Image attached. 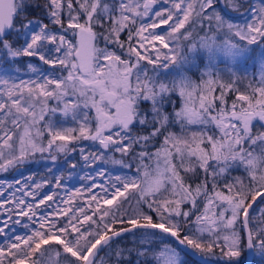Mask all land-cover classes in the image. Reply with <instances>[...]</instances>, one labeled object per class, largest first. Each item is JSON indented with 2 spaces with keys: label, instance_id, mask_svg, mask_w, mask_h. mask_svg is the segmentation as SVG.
Here are the masks:
<instances>
[{
  "label": "snow or ice",
  "instance_id": "1",
  "mask_svg": "<svg viewBox=\"0 0 264 264\" xmlns=\"http://www.w3.org/2000/svg\"><path fill=\"white\" fill-rule=\"evenodd\" d=\"M246 4L248 0H171L170 7L162 0H0V145L7 149H0V168L6 171L37 153L76 151L69 144L80 140L98 142L113 153L80 149L81 167L91 168L86 179L92 203L73 204L71 196L54 199L51 194L36 199L32 186L26 191L34 203L12 198L0 219V240L7 241L0 248V264H25L53 242L59 248L45 252L63 256L59 264H186L181 254L189 249L210 256L217 249L225 264H232L242 246L264 257V131H254L253 125L254 120L264 122V86L254 89L261 97L258 110L246 95L237 97L240 108L233 103L225 109L206 103L202 95L193 100L200 85L188 75L202 70L204 85L218 83V63L225 64L221 71L227 75L239 74L249 58L247 45L256 44L258 37L264 40V3L248 4L249 17L241 26V17L233 13ZM38 11L42 17L29 18ZM193 14L200 31L208 28L198 39L191 25L186 27ZM21 58H35L51 69L41 73L29 62L28 70L40 79L16 83L13 75H18ZM161 60L179 67L178 81L165 84L149 75L148 65ZM260 71L264 85V56ZM177 91L183 98L178 109L171 98ZM70 95L75 101L67 99ZM48 99L61 102L60 112L71 114L77 127L57 128L45 121ZM81 108H92L95 115L89 117ZM42 121L44 129L36 128ZM177 125L179 131H173ZM192 125L202 127L192 131ZM109 164L120 166L111 168L113 173L134 171L112 178L105 167ZM236 171L243 174L233 176ZM62 179L54 181L58 188ZM12 225L26 231L20 234ZM129 235L132 246L123 247L121 241Z\"/></svg>",
  "mask_w": 264,
  "mask_h": 264
},
{
  "label": "rangeland",
  "instance_id": "2",
  "mask_svg": "<svg viewBox=\"0 0 264 264\" xmlns=\"http://www.w3.org/2000/svg\"><path fill=\"white\" fill-rule=\"evenodd\" d=\"M162 2H164L166 4L167 7L171 6V0H162ZM193 2H195V0H193ZM248 4H252L253 0H248ZM264 3L263 0H255V4L256 6H259V4ZM157 8H159V4L156 6ZM219 8V6H218ZM251 11H255V8H252ZM234 16H240L241 19L239 21H237V23H239L241 26H243L244 21L248 19L249 17V8L247 7L246 10L243 11H239V12H234L233 13ZM195 19V16L193 14V16L190 17L189 22L186 24V27H188L189 25H191L192 30H193V35L195 36L196 39H198L199 37H203L207 32H208V28L205 26L204 31H200V25L197 24H193V20ZM206 24V22H205ZM167 27V26H164ZM157 31H159V29H157ZM181 31H184L183 29ZM212 40H215L214 37L211 38ZM237 40L239 39L238 37L236 38ZM257 40L260 43V46L262 48V46L264 45V40H261L259 37L257 38ZM219 41H216V44H219ZM246 44V42H244ZM158 44V42H157ZM100 47H103V43H101L99 45ZM250 45H247V47ZM149 50L151 51V48H149ZM166 51V50H165ZM253 59V58H252ZM21 60L23 61L20 64H17V69H18V75L14 74L13 75V79L16 81V83H20L21 80L23 81H29V80H39L40 77L37 76L34 73H31L28 68H27V64L29 62L33 63L34 65H36L39 69V71L41 73H47L50 71L51 66L49 65H43L42 62L35 60V58H32L31 60L29 58H21ZM3 63V58L2 56H0V64ZM110 63V62H108ZM158 65H162L165 66L163 61L161 60V62ZM259 69H260V63H257ZM5 67H7V65H4ZM170 66L172 72L174 73L173 76V80L177 78L176 81H178L180 79V75H179V67L177 65H168ZM225 68V64L223 63H219L218 67H217V74L218 77L221 78L222 80H228L229 82L233 83V84H237L238 87L236 88H243L244 86H247L250 77H251V72H250V63H245V61L241 64V70L239 72L238 75L235 76H229L227 75L225 72H222L221 69ZM195 72H198V76H201V78H204L203 80L207 79L206 76L204 75L202 70H194ZM67 73H63V75H66ZM202 80V82H203ZM197 84L200 85V83L202 84V82L199 83V80H194ZM202 87V85H200ZM208 86V85H207ZM0 90H2V86H0ZM202 91H203V87H202ZM201 89L199 88L197 90L196 93H194L193 95V100H196V98L200 95L205 97V102H212L214 104V102L208 98L207 99V93L202 92ZM177 95V104H176V108H180L182 103H183V98L179 97V93L178 91L176 92ZM241 95H245L243 93H241ZM67 99L69 100H73L75 101L76 97L75 96H69L67 97ZM222 101H219L218 104L216 106L219 107H223L221 105ZM215 105V104H214ZM255 105V104H253ZM194 107H198V103L193 105ZM63 107V104L61 102H58L55 99H48L47 100V108L45 109V117H47V119L45 121H51L55 124V126L57 128H69V127H77V122L73 121L71 119V114H69V116H64L61 112H60V108ZM48 108H55L57 109L56 112H48L47 109ZM257 110L259 109V106L256 105ZM40 109V104H37V112H39ZM172 108L169 110L171 111ZM80 111H86L89 115V117H93L95 115V110L92 108L89 109H80ZM2 115V114H0ZM253 123L255 124V129L258 130V128L261 126V124L258 122V120H254ZM40 124V123H39ZM36 125V128L39 129H44V123L42 125ZM9 127H11V125H8ZM92 128H95L96 123L93 120L92 122ZM199 126L197 125H192L190 126V130L194 131L197 130ZM36 129H33V132ZM18 132H20L22 134V130L21 129H17ZM173 131H179V126L177 125L176 128L173 129ZM105 135H107V132L105 133ZM48 134L45 131L44 133V137L43 140L46 143L48 140ZM13 139H15V137H13ZM69 148H76V151H67L64 153H57V152H52L51 154H39L37 153L34 156H29L24 163L15 166L16 169H19L17 171V174L15 176H9L7 177L6 174H3L5 170H3L2 168H0V219H3L6 215L5 213V209L11 206V200L12 198H15L16 200L24 198L27 200L28 203H34V200L32 197L27 196V191L26 189L29 188V186L31 187L32 191H37V197L36 199H39V197H42L44 195L47 194H51L54 196V199L56 197H59L61 199L71 196L72 200L77 201V196L79 195L80 198H85L87 201L85 202H81V203H92L91 201H89L87 199L89 192H88V185L91 183L90 180L86 179L87 176H89L91 174V168L90 167H81V165H83V160L81 158L80 155V149L84 148L86 151L89 152H100V151H104L106 155H113V153L111 152V150H102L98 144V142L95 141H90V140H80V141H76L73 142L71 144H69ZM0 149H3L4 151H7V149L4 148L3 145H0ZM56 156V160L55 162H53L51 160V156ZM115 158L116 159H120L121 154L120 153H114ZM75 163L76 164V168L75 169H71L69 167L70 163ZM99 163H103V162H99ZM29 167H27V166ZM23 167V169H22ZM24 167H26L24 169ZM106 169H108V175L112 178L115 177L116 174H120V175H131L132 171H134V169L132 171L125 169L124 172L122 173H113L112 171H110L111 168L113 167H120L118 165H106L105 166ZM61 177H63V179L61 180V186L58 188L56 186V183L54 182L57 179H60ZM33 181H35V183H40L42 185L41 189L36 190L34 188L33 185ZM25 182H27L25 184ZM107 182V181H105ZM9 185H11V187H9ZM20 189V191H16V189ZM8 200L9 203L5 204L4 201ZM51 203V202H49ZM78 203V204H81ZM93 207H95V204H92ZM103 207H109L107 205H104ZM46 210V206H40V211H45ZM227 216V218L229 217L228 213H225ZM226 218V219H227ZM26 220V218H25ZM12 228L14 231L20 233V234H24V232L26 231L25 229L21 228L19 225H12ZM237 229H239V227H237ZM7 244L6 240H0V248L5 247V245ZM242 248V247H241ZM245 250V248H244ZM241 251V250H240ZM245 254V252H244ZM183 256V254H181ZM218 256V255H217ZM214 259V258H212ZM218 259L220 260H224L225 258L220 255L218 256ZM241 255L238 258H233L232 264H238L239 261H241ZM218 261V260H217ZM27 263V262H25Z\"/></svg>",
  "mask_w": 264,
  "mask_h": 264
},
{
  "label": "trees",
  "instance_id": "3",
  "mask_svg": "<svg viewBox=\"0 0 264 264\" xmlns=\"http://www.w3.org/2000/svg\"><path fill=\"white\" fill-rule=\"evenodd\" d=\"M29 2L35 3L36 0H29ZM39 2L43 3V0H39ZM218 6L220 7L221 5L218 4L217 7ZM247 7H248V4H246L244 8H241L240 11L246 10ZM42 15H43V13L38 11L35 13V17L29 16V18L30 19L38 18V17H42ZM195 36H194V38H195ZM123 38L124 37L122 36L121 39H123ZM248 48L250 50L249 58L246 59L245 63H250L251 77H250V80H249L247 86H244L243 88H236V87H238L237 84H233V83L229 82L228 80H222L221 78H219L218 74H217V69H215L216 77L214 79L219 81V82L213 83V84L208 85V86L204 85V83L202 82V80L204 78H201V76H198L197 71L195 72L193 70L191 72H188V75L191 76L193 78V80H196V81L199 80V83L202 82V84L200 83V85H202L203 91H202V87L200 86L201 91L204 93H207V99L210 98L214 102L215 105H217L218 102L221 101V97H223V103L221 102V105L223 106V108L230 109V107L233 103H236L237 108H240L241 102L238 101L237 97L239 95H241V93L248 96L249 101H251V103L255 104V105H256V100L261 99V97L259 96L258 93H254V89H257L261 86H264L261 83L262 74H261V71L257 65V63H260L261 57L264 56V45L261 48L260 43L257 40L256 44H252V45L248 46ZM218 65H219V63H218ZM147 70H148L149 75L155 77L159 82L169 84L170 82L177 80V78L173 80L174 73L172 72L170 66H162V65L160 66L158 64L157 65H148ZM209 89H211V91ZM171 98H172V101L174 102V105L176 106V104H177L176 92L172 94ZM244 103L246 104L247 102H244ZM143 107L147 108V104L143 105ZM170 109H171V107H169L167 110L169 111ZM46 119H47V117H45V120ZM43 123L44 122L42 121V122H40L39 125H42ZM260 124H261V126L257 130V129H255V124L253 123L254 131H264V124H262V123H260ZM197 126H199V125H197ZM201 127L202 126H199L197 128V130L200 129ZM204 127H211V126H204ZM194 131H195V129H194ZM213 131L216 132L217 136H219V132L217 129H213ZM29 166H27V167H29ZM25 168L26 167H24V169ZM19 169H16V167H9L8 170L3 171L4 172L3 174H6L7 177L15 176ZM22 169H23V167H22ZM242 174H243L242 171H236V172L232 173L233 176L242 175ZM0 175H2V174H0ZM233 191H235V189ZM228 194L229 193H225V195H228ZM76 196H77V201L74 202V200H72L73 204H78V203L87 201L85 198H83V199L80 198L79 195H76ZM258 204H259V202H258ZM260 207L264 208V205H260ZM221 210H222L221 208L215 209V211H217V212H219ZM227 216L228 215L225 214V218H227ZM154 219H155V217H154ZM236 227H239L238 222L236 224ZM121 245L123 247H131L132 246L131 236L129 235V236L125 237V239L123 241H121ZM160 247H162V246H160ZM55 248H59V246L56 245L54 242L50 243L49 245L42 246V248L38 252L31 254V256L26 261L27 263H25V264H33V261H36V264H59V262H61L63 260V256L56 257L54 255V253H52V252H45V249H55ZM244 248H245V246H242V248H241V259L242 260L239 261L238 264H241L244 261V257H245ZM214 252H215L214 256H210L208 254H203V253H201V254L208 256L210 258H214L215 260H218L219 262H222L225 264L224 260L218 259V256L221 255L219 250L214 249ZM99 256L104 257L105 252L101 251L99 253ZM183 258L186 261V264H203V263L197 261L196 259H194L193 257H191L189 254H187V255L183 254ZM149 264H155V261L150 260ZM250 264H264V257L260 256L259 252L256 251L255 249H254L252 260H251Z\"/></svg>",
  "mask_w": 264,
  "mask_h": 264
},
{
  "label": "water",
  "instance_id": "4",
  "mask_svg": "<svg viewBox=\"0 0 264 264\" xmlns=\"http://www.w3.org/2000/svg\"><path fill=\"white\" fill-rule=\"evenodd\" d=\"M260 122V121H259ZM264 124V122H261ZM46 154H49V153H46ZM259 202V200L257 201V203ZM181 247H184V246H181ZM245 257H244V261L241 263V264H250L251 263V260H252V256H253V252H254V249H248L247 247H245ZM188 254L193 257L194 259H196L197 261L203 263V264H224L222 262H219L215 259H212L208 256H205L199 252H194L192 250L189 249V252Z\"/></svg>",
  "mask_w": 264,
  "mask_h": 264
}]
</instances>
